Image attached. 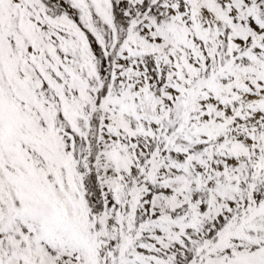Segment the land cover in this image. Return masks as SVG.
Returning a JSON list of instances; mask_svg holds the SVG:
<instances>
[{
    "label": "snow or ice",
    "instance_id": "obj_1",
    "mask_svg": "<svg viewBox=\"0 0 264 264\" xmlns=\"http://www.w3.org/2000/svg\"><path fill=\"white\" fill-rule=\"evenodd\" d=\"M0 264H264V0H0Z\"/></svg>",
    "mask_w": 264,
    "mask_h": 264
}]
</instances>
